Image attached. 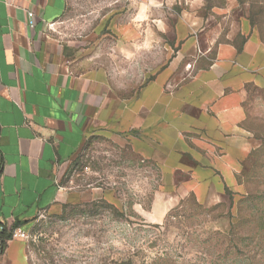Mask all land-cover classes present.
Segmentation results:
<instances>
[{
    "label": "crops",
    "instance_id": "obj_1",
    "mask_svg": "<svg viewBox=\"0 0 264 264\" xmlns=\"http://www.w3.org/2000/svg\"><path fill=\"white\" fill-rule=\"evenodd\" d=\"M134 3L112 24L117 49L75 64L48 33L68 0H0V264H31L14 232L82 200L61 185L62 169L90 136L156 163L157 217L189 197L212 207L236 186L263 38L231 8Z\"/></svg>",
    "mask_w": 264,
    "mask_h": 264
},
{
    "label": "rangeland",
    "instance_id": "obj_2",
    "mask_svg": "<svg viewBox=\"0 0 264 264\" xmlns=\"http://www.w3.org/2000/svg\"><path fill=\"white\" fill-rule=\"evenodd\" d=\"M174 2L176 11L207 16L231 8L264 40V0ZM134 8V0H68L48 33L70 63H85L117 49L112 24ZM252 79L237 184L220 203L205 207L189 197L155 216L156 163L102 134L90 136L62 169L61 185L82 200L34 221L26 240L31 264H264V81Z\"/></svg>",
    "mask_w": 264,
    "mask_h": 264
},
{
    "label": "built area",
    "instance_id": "obj_3",
    "mask_svg": "<svg viewBox=\"0 0 264 264\" xmlns=\"http://www.w3.org/2000/svg\"><path fill=\"white\" fill-rule=\"evenodd\" d=\"M30 17L33 16V14H29ZM13 237L15 238H22V239H28V234L23 232V231H20V230H16L13 234Z\"/></svg>",
    "mask_w": 264,
    "mask_h": 264
}]
</instances>
